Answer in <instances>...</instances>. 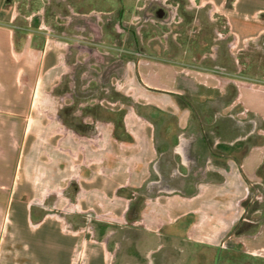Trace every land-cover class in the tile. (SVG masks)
<instances>
[{
	"label": "crops",
	"instance_id": "1",
	"mask_svg": "<svg viewBox=\"0 0 264 264\" xmlns=\"http://www.w3.org/2000/svg\"><path fill=\"white\" fill-rule=\"evenodd\" d=\"M67 1L103 4L106 0ZM90 7L81 12L83 17L98 16L93 12L97 6ZM74 10L71 14L78 15ZM40 13L38 25L17 36L13 28L0 26V114L24 121L19 125L24 147L10 164H2L0 169L7 171L10 186H1L0 194H11L10 202L22 204L30 229L33 222L34 230L49 223L40 235L31 238L12 234L3 248V264H75L76 250L84 254L85 264H107L109 253L118 257L121 248L117 244L122 240L114 239L113 229L104 233L103 228L115 226L117 216L132 226L150 227L146 243H150L151 254L160 246H151L153 240L164 234L173 236L176 228L186 243L182 250L186 264H192V259L202 264L201 250L212 249L220 228L236 236L235 231L247 224L244 221L253 222L243 213L253 201L251 194L257 197L262 191L264 0H150V16L156 14L151 22L161 25L150 26L148 55L136 58L132 53L115 60L114 68L133 83V91L113 97L119 106L109 108L114 117L101 119L104 125L98 141L87 133L81 135L82 140L96 146V153L92 156L90 151L86 154L84 146L79 148L92 167L82 175L84 183L79 182L82 200L74 203L70 198L69 203L75 204L79 213H87L94 226L91 237L75 235L80 230H74V223L66 216L56 220L42 215V208L34 202L36 193L46 196L60 189L68 191L75 175L62 177L66 181L62 187L54 183L58 177L51 176L49 185V181L43 182L45 174L34 182L21 173L26 169L22 155L35 141L33 121L26 120L33 114L36 90L46 75L60 66L56 50L48 44L53 40L59 47L64 42L66 54L74 46L63 35L44 41L45 16ZM72 15L67 17L70 24H74ZM16 17L12 14L11 19ZM26 18L32 20V14ZM113 30L114 36H123L120 25ZM139 47L135 40L130 44L131 51L138 52ZM91 50L89 45L80 47V52L90 56ZM77 63L82 62L77 59ZM70 77L73 83L79 79L77 74ZM87 105L90 103L84 102L80 107ZM119 118L120 125L116 124ZM75 132L73 129L71 137L68 133L62 138L69 145L66 152L73 157L79 155ZM108 148L113 154H108ZM154 183L160 186L157 195L150 186ZM58 220L68 224L74 234L64 233ZM168 226L172 228L162 232ZM263 233L262 228L254 233L241 231L237 239L246 238L245 246L250 250L264 249ZM129 240L132 244L127 253L132 256L139 240Z\"/></svg>",
	"mask_w": 264,
	"mask_h": 264
},
{
	"label": "rangeland",
	"instance_id": "2",
	"mask_svg": "<svg viewBox=\"0 0 264 264\" xmlns=\"http://www.w3.org/2000/svg\"><path fill=\"white\" fill-rule=\"evenodd\" d=\"M154 4L157 3L154 2ZM89 6H91L90 8L98 7L95 8L97 11H93L94 14L98 15L97 17L91 19L83 17L81 12L88 11ZM73 9L79 12L78 15L71 14ZM1 12L4 15L0 14V26L5 25V27L13 28L17 33L15 36L19 32L28 31V28L33 30L35 25H38L40 16H42L40 12H44L45 23L42 26L46 28L43 27L44 34L41 38L46 41L49 37L50 39H53V36L61 38L63 35L62 37L67 38H63L65 41L74 44L67 54L64 42L59 43V47L53 45V40H50L48 44V48L52 46L56 50L60 66L47 74V79L40 83L36 90L33 114L26 120V122L33 121L34 129H36L34 131L35 141L32 142L33 146L30 151L27 154V151H25L22 155L23 164L26 163V169H21V173L22 175L25 173L34 182L41 179L42 175L45 174L47 176L43 179V182L47 180L49 185L51 176L58 177L54 183L62 187L66 185V181L61 180L62 177L75 175L76 180L73 181V185L68 191L60 189L57 192H49L46 196L36 193L33 196L34 202L42 208V215L48 214L49 218L56 220L57 217L66 216L74 223V230H80L75 235L91 237L94 235V226L91 225L87 213H79L75 204L69 203L70 198L73 199L74 203L82 200L81 193L79 194L81 190L79 182L84 183L82 175L85 174L88 168L92 167L83 153L79 151V148L84 146L86 154H89L90 151L92 156L96 153L93 150L96 146L89 145L88 140H82L81 135L87 133L90 135V139L99 140L100 130L104 125L101 119L114 117L109 108L119 106L113 103V97L125 93L129 94L134 89V85L128 80V77L121 76L114 68L115 60L125 58L132 53L136 58L138 56L145 58L148 51H150V26H156L160 23L153 24L151 22L152 19H156V14L150 16V0H123L122 2L106 0L103 4L98 1L97 3L83 4L67 0H53L52 2L47 0H8L0 2ZM15 13L17 15L16 19H11L12 14ZM31 14L32 20L27 19L26 16ZM71 15L74 18V24H70V20L67 18ZM99 16L101 17L99 18ZM174 20L175 22L173 21L172 24L176 25L178 18ZM28 23H30L29 26ZM116 24L123 28V36L121 37L114 36L113 28ZM125 32L129 35H124ZM58 33H60V36H58ZM134 40L140 46L138 52L130 50V44L134 43ZM83 45L91 47L93 53L91 56L86 52H80V47ZM104 57H106L105 61ZM77 59L81 60L82 63L75 65ZM67 60L68 62H66ZM71 74L79 76L76 83L72 82ZM59 80H62V82L58 83ZM73 102L74 104H72ZM84 102L90 103L85 109L80 107ZM120 122L121 118L116 121V124L120 125ZM20 124H24V121L18 119L17 116L0 114V168H2L4 162L6 166L10 164V160L14 159L18 152L21 153L24 147L22 142L23 132L19 131ZM108 126L107 124V130L110 132ZM119 127L117 126V128ZM73 129L76 131L74 145L79 153L75 157L68 155L65 150L69 146L68 142L66 139L62 140L68 133L71 137ZM107 135H110V133ZM107 152L113 154L111 148H108ZM7 175V171L4 172L0 169V187L3 185L10 186ZM79 176H81L80 179ZM260 185L262 186L261 193L257 197L251 194L253 201L248 204L243 213L246 218L253 222L244 221L247 224L235 231L236 236H232L227 229L220 228L218 240L214 241L212 249L201 250L203 253V258L200 260L202 264H264V249L251 248L250 250L245 246L246 238L237 239L239 237L238 233L241 231L254 233L260 228L264 230V180ZM150 186L153 195H157L160 188L159 183ZM143 189H146V187L144 186ZM11 198V194H0V264H3L4 261L3 248H6L12 234L21 233L24 237L31 238L40 235L49 223L40 230H34L36 224L33 222L31 229L34 231H32L27 226L24 207L18 201L10 202ZM142 198L144 196L140 194V202H142ZM121 210L119 209L117 212L121 214ZM36 211L37 209L34 207L32 217L35 221L37 220ZM109 217L105 216L104 218ZM119 218L117 216L114 219L115 226L103 228L104 233L108 229H113L115 231L114 239L122 240L117 244L121 248L118 257L112 258V254L109 253L107 264H186L182 252L183 245L186 243L179 237L180 234L176 228L171 232L175 233L173 236L169 237L164 234L153 240L151 246L157 244L160 246L155 254H151L150 243H146L150 239V227L132 226ZM58 221L62 230L64 229V233L74 234L69 230V227L65 228V222ZM89 224L92 226L91 231L93 234L87 227ZM81 227L86 229L82 231ZM151 228L158 230L157 227ZM169 228L172 227L168 226L162 232H167ZM19 230L22 232H19ZM58 231L59 234H62L59 229ZM130 237H136L139 240L137 249H133L134 256H131L130 252L127 253V249L132 244L129 240ZM32 245L34 248L33 242ZM111 245L114 247L116 244ZM73 261L75 264H85L84 254L81 250H76ZM194 261L196 260H191L192 264H195Z\"/></svg>",
	"mask_w": 264,
	"mask_h": 264
},
{
	"label": "built area",
	"instance_id": "3",
	"mask_svg": "<svg viewBox=\"0 0 264 264\" xmlns=\"http://www.w3.org/2000/svg\"><path fill=\"white\" fill-rule=\"evenodd\" d=\"M243 112H244V113L247 112V109L243 110ZM89 220H90V218H89ZM89 225H90V224H89ZM89 225H88L87 227H88L89 231H91V227H92V226H91V225L89 226ZM67 227H69L68 224H66L65 228H67ZM69 228H70V227H69ZM93 231H94V230H93ZM91 232H92V231H91ZM92 234H93V232H92Z\"/></svg>",
	"mask_w": 264,
	"mask_h": 264
},
{
	"label": "flooded vegetation",
	"instance_id": "4",
	"mask_svg": "<svg viewBox=\"0 0 264 264\" xmlns=\"http://www.w3.org/2000/svg\"><path fill=\"white\" fill-rule=\"evenodd\" d=\"M156 11L160 13V9H158V8H157V10H156Z\"/></svg>",
	"mask_w": 264,
	"mask_h": 264
}]
</instances>
